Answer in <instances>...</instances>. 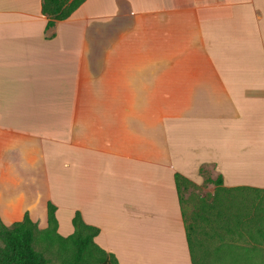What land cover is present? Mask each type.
I'll list each match as a JSON object with an SVG mask.
<instances>
[{"label":"crops","instance_id":"crops-1","mask_svg":"<svg viewBox=\"0 0 264 264\" xmlns=\"http://www.w3.org/2000/svg\"><path fill=\"white\" fill-rule=\"evenodd\" d=\"M42 12L0 0L3 223L43 229L51 201L60 234L80 211L121 264H194L175 174L264 188L242 180L264 177V0Z\"/></svg>","mask_w":264,"mask_h":264},{"label":"rangeland","instance_id":"rangeland-1","mask_svg":"<svg viewBox=\"0 0 264 264\" xmlns=\"http://www.w3.org/2000/svg\"><path fill=\"white\" fill-rule=\"evenodd\" d=\"M201 173V182L180 183L184 221L193 227L195 264H264V188L222 189L210 164L202 166ZM242 180L264 183V177ZM40 230H36L37 249L44 248ZM46 254L58 262L55 251Z\"/></svg>","mask_w":264,"mask_h":264},{"label":"trees","instance_id":"trees-1","mask_svg":"<svg viewBox=\"0 0 264 264\" xmlns=\"http://www.w3.org/2000/svg\"><path fill=\"white\" fill-rule=\"evenodd\" d=\"M83 1L42 0V13L48 16V24H53L56 19L68 17ZM174 178L180 192L181 181L188 178L180 173H176ZM216 181L222 189L226 190L244 187L224 186L222 175H218ZM56 210L57 206L49 201L48 225L40 230L43 232V249L36 247V230L39 227L28 212L21 220L13 222L10 226L4 224L0 217V237L3 240V245H0V264H121L113 252H108L95 241L100 228L86 223L80 211H77L72 218L73 232L67 236L60 234L57 231ZM186 233L195 264L193 227L189 223L186 225ZM47 251H55L58 262H54L51 256H47Z\"/></svg>","mask_w":264,"mask_h":264}]
</instances>
